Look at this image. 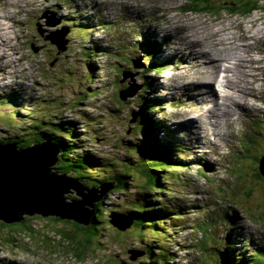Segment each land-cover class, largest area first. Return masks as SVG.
I'll return each mask as SVG.
<instances>
[{
	"label": "rangeland",
	"instance_id": "obj_1",
	"mask_svg": "<svg viewBox=\"0 0 264 264\" xmlns=\"http://www.w3.org/2000/svg\"><path fill=\"white\" fill-rule=\"evenodd\" d=\"M228 2L210 0L209 4ZM189 3L194 6L189 0H0V98L14 91L29 98L30 104L20 113L0 104V139L14 132L25 135L35 131L29 122L38 119H42L43 130L55 123L61 131L75 126L83 145L80 154L87 150L100 157H113L118 172H129L128 167L137 163L138 153L125 154V149L142 144L140 135H133L134 129L140 130L142 125L129 122L134 119L131 113L141 108L145 97L160 102L152 107L149 117L162 120L164 132L158 136H169L177 142L182 160L177 167L160 168L159 185L147 199L166 215L168 208L176 214L164 222L167 233L158 227L160 231L150 229L141 237L156 239L163 253L173 246L176 260L191 261L188 264H201L205 259L213 264L219 254H226L229 260L234 254V261H238L237 253L264 258V253L258 252L264 248V176L259 173V161L264 156V0L262 7L250 14L226 10L214 13L211 8L188 7ZM165 8L173 11L165 14ZM44 11L50 19L60 18V23L44 35L69 28L63 52L58 53L56 46L37 32V23L45 28V19H40ZM163 12L165 21L158 18ZM225 27L229 29H222L218 38L229 34L233 43L252 44L250 55L256 59L259 77L254 84L255 98L249 101L254 107L238 110L235 122L213 131L204 118L194 126L187 124L190 119L196 120L198 113L211 110L201 102L210 92L204 90L206 85L196 82L197 74L207 68L191 54L195 51L188 36L194 28L193 32L199 33L195 40L208 39L214 30ZM143 34L157 40L161 55L152 61L161 66L158 71L148 69L149 55L140 45ZM4 38L5 42L1 41ZM215 38H209L210 44ZM32 43L39 46L38 51L34 52ZM230 50L231 45L222 54ZM138 59L143 65L133 66L132 60ZM243 79L251 78L245 74ZM211 85L217 102L222 101L217 83ZM209 112L213 114V110ZM4 143L10 144L0 142ZM144 181L145 177L134 175L127 196L136 197ZM64 195L80 198L71 196V192ZM141 198L135 202L139 204ZM105 202L107 208L115 210L113 213L124 211L127 203L133 204L116 192ZM54 220L47 221L37 214L26 215L22 224L0 220V264L145 263L140 257L130 259L128 250L146 246L127 232L130 229L120 231L110 221L100 245L89 246L77 256L74 246L80 236L76 228L59 218ZM61 231L74 234L73 239L69 242L64 237L66 241L62 242ZM177 243L180 248H176ZM200 243L204 248L198 257Z\"/></svg>",
	"mask_w": 264,
	"mask_h": 264
},
{
	"label": "trees",
	"instance_id": "obj_2",
	"mask_svg": "<svg viewBox=\"0 0 264 264\" xmlns=\"http://www.w3.org/2000/svg\"><path fill=\"white\" fill-rule=\"evenodd\" d=\"M189 1L192 2L194 6H191L190 4L188 7L201 10L211 8L213 9L214 13H218L221 10H226L231 14L236 13L237 11H240L244 14H250L262 7V0H227L230 2L218 6H211L209 4L210 0ZM202 3L204 4L202 5ZM197 4H200L201 6L198 7ZM141 39L142 41H140V45L145 46L146 53L149 55V71H158L159 69H161V66L152 61V59L157 58V56L161 55L160 48L157 45V40H154V38L150 36L148 37V35L145 34L141 36ZM146 83L148 84L147 80ZM28 99L29 98L18 96L15 92H8L7 96L4 99L0 98V104L7 105L12 111L15 110L16 113H20L21 110L24 111L29 109L30 104L28 102ZM158 104H160V102H152L149 101L147 97H145V101L143 102L141 108L137 111V117L133 122V126L136 121L140 125H142V127H139L141 131L137 130L134 127V131L140 135V142L142 144H135L136 147L134 151L135 153H138V159L137 163H133V165L128 167L131 169L129 172H118L114 167L116 160L113 157H100L97 154L89 152L87 150H83V153L80 154L79 151L83 145L80 143L81 139L79 138L78 132L76 133L75 131V126H69L64 131H61L59 123H55L53 124V126L52 124H49L48 126L50 127L47 126V130H43L40 126L42 119H38L35 122H29L30 125H34L33 127L35 128V131L28 132L25 135L14 132V134L4 136L2 139H0V142H10V144H14L17 148H24L38 144L42 141H47L53 144L59 150L57 162H55V164L51 166V169L56 174V176L60 174H71L76 177V179H79V181L85 186L87 185V188H99V185L102 182L113 184V187L110 188L109 191L104 194L100 200L94 201L95 204L93 210H91L90 208V210L88 209L90 217L87 226H83L71 221H65L68 218H59L57 216L56 218H54L55 220L59 218L63 223L72 224L73 228H76L75 232L80 236V238L77 240V244L74 246L77 256H79L82 251L89 246L93 247L100 245V239L104 235L103 231L105 230V228L109 226V217L112 212V209L107 208L105 200L108 198L110 193L116 192L124 195V201H133V204L127 203L125 207L123 206V208L125 209L124 211L116 210V213L123 220H125V223L130 222V231H132L135 237L141 239V241H143L147 246V249L144 251H142L141 249L134 250L142 253V256L152 254L156 255L157 253L158 259L149 258V256H147V260L145 259L146 263L164 264L163 262L165 261L166 264H173V257L171 255L162 253L163 247L160 246V243L156 242L155 239H148L149 237H141L143 232L148 231L149 233L150 231H152L150 229H157L159 226L158 222L162 217H164V220L167 221L169 216H171L172 214H176L172 213L173 211H167L168 216L166 214V216H164L162 208L151 206L150 200L147 199V195L152 190H155L154 188L159 185L158 176H160V168L168 169L174 168L175 166L177 167L181 164L182 160L181 157H174V155H176L179 151L178 145L176 144L177 142H173V139L169 136H158L160 132H164L162 129L165 126L162 124V120H160V118L154 120L149 117V112L151 111L152 107L154 105L157 106ZM18 105L21 106V110L17 108ZM29 115L32 114H27V116ZM69 124L72 123L69 122ZM130 147L132 148L133 146ZM134 151L131 150L129 152L130 154H133ZM134 175L145 177V181L143 183L144 188L137 190V196L132 198L129 195L127 196V193L130 189V180L134 178ZM147 186H152L151 190L146 189ZM140 195H142V198L140 200V203L138 204L135 201ZM71 196L77 197L74 193H71ZM158 214L162 216L157 218ZM17 217L19 220L11 222L12 224L23 223V218H25V215L21 216L18 214ZM42 219H45L47 221L54 220L53 218L49 217ZM67 234L68 233H64L63 236L65 238H68V241L69 238L73 239L72 236H74V234ZM68 246L72 247V243L68 244ZM201 248L203 249L204 247L201 245ZM168 250L170 251L169 248ZM215 250L219 249L215 248ZM259 250L260 251L258 252H260L261 254L264 253V248H261ZM255 252L257 253V251ZM233 255L234 254L230 256L232 260H229V257H227L226 254H219L218 256L215 255V264H264V258L258 257L253 253L250 254L251 259L249 260V262H245L246 257L242 255V259H239L240 263H238V261H234ZM201 264L209 263L208 260L205 259L203 262H201Z\"/></svg>",
	"mask_w": 264,
	"mask_h": 264
},
{
	"label": "water",
	"instance_id": "obj_3",
	"mask_svg": "<svg viewBox=\"0 0 264 264\" xmlns=\"http://www.w3.org/2000/svg\"><path fill=\"white\" fill-rule=\"evenodd\" d=\"M40 19H45V28L37 23V32L44 40L55 45L58 53L65 51L69 28L48 31L44 35L48 28L60 23V18L50 19L48 12L44 11ZM31 48L36 52L39 46L32 43ZM139 61L140 59L132 60L133 66L143 65ZM133 90L134 87L128 93ZM132 116L134 119L129 120L131 123L136 120L137 112H132L131 118ZM58 152V148L47 141L24 148L0 144V220L11 223L19 220L18 214H37L68 218L66 220L88 225L90 215L85 205L91 206L93 210L94 201L106 194L113 184L102 182L99 188H87L79 179L70 175L56 176L51 166L57 162ZM259 173L264 176V156L259 161ZM66 192L77 194L81 199L67 198L64 196ZM111 220L114 221L113 218ZM129 224L130 222L126 226ZM128 252L133 257L142 255L134 249Z\"/></svg>",
	"mask_w": 264,
	"mask_h": 264
},
{
	"label": "bare ground",
	"instance_id": "obj_4",
	"mask_svg": "<svg viewBox=\"0 0 264 264\" xmlns=\"http://www.w3.org/2000/svg\"><path fill=\"white\" fill-rule=\"evenodd\" d=\"M203 4L204 3H202V5ZM164 11H165V14H167L168 11L169 12L173 11V8H165ZM174 11H176V10H174ZM165 14L163 12V14H160L158 16V18L160 20H164L165 21V19H164V15ZM260 19H262V18L255 19L253 21V24L256 23ZM262 24H264V20H262ZM194 28H191V34L188 36L189 42L193 43L191 45V48L194 49V51H195V53H191V54L194 55L196 61L201 62L203 67L207 68L206 71H200L197 74L196 82H200L201 84L206 85V88H204V90L210 92V93H208L206 95L205 98L203 97L204 99L202 101L200 100L199 96H198V98L202 102V104H208L207 108H209L211 106V110H209V111L213 110V114L210 113L208 111V109H206L204 112H201V113L197 114L196 120L195 119L188 120L187 124L194 126L195 122L199 123L200 119L202 120L204 118L205 119V123L206 122L210 123L211 129L214 127L212 129L213 131H217V130L219 131L222 128L223 124H228L229 125V124H231L234 121L233 117L237 113L238 110H240V111L243 110V109L251 110L254 107V105L249 104L250 103L249 101H250V99L255 98V92L256 91H255V88H254V86H255L254 84L257 81L258 77H259V76L257 77V73H256L257 72L256 70L259 69V68L258 67L256 68V66L254 64V63H256V59H254L250 55V50H251V45L252 44H250V43L239 44L238 42L233 43L232 40L230 39L231 35H229V34H226L225 37H222V36H220V38L217 37L220 34V32L222 31V29H224V30L229 29L228 27L227 28L226 27L225 28H219V29H216V30L212 29L215 32L213 31V33L211 35L209 33V35H210L209 38H211V37H216V38H215V42H211V44H210V39L209 38L208 39H203V37H201V38H197V40H195L197 34L199 35V33H197V31L193 32ZM257 31H256V34H257ZM261 31H264V26H262ZM169 33H171V32H169ZM203 36H204V34H203ZM232 36H235V35L232 34ZM259 38H261V37H259ZM254 39H255V37H254ZM1 41L5 42V38L3 40H1ZM248 42H250V41H248ZM203 45H204V48L202 47ZM220 45H226V46H225L224 49H221L222 46H221V48H219ZM230 45H231V50L229 51V53H227L228 51H226V53L222 54L223 50H225V49L228 50ZM143 47H145V46H143ZM109 48L113 49L114 47H109ZM197 48H200V50L197 51ZM192 52H193V50H192ZM201 55H202V59H201ZM247 70H248V73H247ZM245 74H246V76L250 77L251 79L245 81L243 79V76H245ZM189 77H191V76H189ZM212 82H216L218 84V87H219V90H220V93H221V99H222V101H220V102H217L215 89L213 88V85H211ZM247 84H250V85L247 87ZM213 93L215 94V96H214ZM198 95H200V94H198ZM0 96H2V91H0ZM209 101H213L215 106L213 107V104L210 103ZM197 108H199V107H197ZM0 109H2V108H0ZM19 109L21 110V108H19ZM217 111H219V113H217ZM243 111H245V110H243ZM255 111H256V109H255ZM260 112H261V110H260ZM201 126H202V124H201ZM203 132L206 134L207 130L204 129ZM133 135H136V132ZM135 147H136L135 145H133L132 148L131 147H127L125 149L124 153L126 154V151H131V150L134 151ZM133 154H136L135 151H134ZM174 157L175 158H179L181 156L179 154H176V155H174ZM121 163H122V161H120V164ZM70 176L73 177V175H71V174H70ZM92 188H95V187H92ZM66 193H68V192H66ZM111 194H115V192L110 193V195ZM77 196H79V195H77ZM79 197L80 198H78V199H81V196H79ZM87 206H89V205H87ZM93 207H94V205H93ZM90 209H92L91 206H90ZM114 211L115 210H112V212L110 214V217H109V218H113L114 219V221L111 220L112 223H113V226L115 228H117L118 230H120V231H126L127 229H131V225L127 227L126 224L128 222L125 223V220H123L117 213H113ZM167 211L172 212L173 210L168 208ZM163 214H164V216H166L164 212H163ZM37 216H41L42 218H47V217L51 218V216H45V215H37ZM161 216L162 215L158 214L157 218H159ZM117 218H119V220H117ZM65 221H70V220H65ZM71 222L80 224V223L75 222V221H71ZM161 222H163V223H161ZM164 222H166V221L164 220V217H162L159 220V222H158L159 223L158 227L163 231V233H167V227L165 226L166 224ZM229 223H230V225L232 224V226H234L232 221H229ZM81 225H83V224H81ZM83 226H87V225H83ZM155 230L160 231V230H158V228L155 229ZM120 231H118V232H120ZM127 232H132V231L127 230ZM60 233H63L62 235H64V233H69V232H62L61 231ZM227 237H228V235H227ZM135 238H137V237H135ZM151 239H153V238H151ZM61 241L62 242L66 241L64 236H63V240H61ZM137 241H141V239L137 238ZM41 242H42V240H41ZM158 243H160V242H158ZM180 245L181 244L177 243L176 248H180ZM146 249H147V246H145V248H142L141 250L144 251ZM169 249H170V251L167 249V251L165 253H163V251H162V253L163 254H167V255H171L173 257V259H172L173 264H188V263L191 262V261H189V262L181 261L180 262V260L177 261L176 260V255L177 254L173 253V249H174L173 246H170ZM200 249L201 250L198 251V253H197L198 257H200V255L202 253V250H203L201 247H200ZM192 253H194L193 255H195V252H192ZM241 255L246 257L245 262L246 261L249 262V260L251 259V256L249 254H244V253L238 254L237 253L238 263H240L239 259H242ZM147 256H149V258L158 259L157 254L156 255L152 254V255H147ZM147 256H142L141 255V256H138V257H140V259H146L147 260V258H148ZM138 257H135V256L133 257L130 254V259L131 260H137ZM163 263L166 264L165 261ZM122 264H127V263L126 262H122ZM143 264H150V263H146L145 262ZM167 264H169V263H167ZM213 264H215V262Z\"/></svg>",
	"mask_w": 264,
	"mask_h": 264
}]
</instances>
